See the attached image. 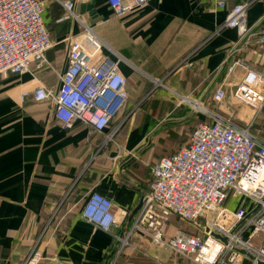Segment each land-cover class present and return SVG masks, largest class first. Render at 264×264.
I'll list each match as a JSON object with an SVG mask.
<instances>
[{"label": "crops", "instance_id": "crops-1", "mask_svg": "<svg viewBox=\"0 0 264 264\" xmlns=\"http://www.w3.org/2000/svg\"><path fill=\"white\" fill-rule=\"evenodd\" d=\"M42 1L51 36L46 63L0 76V264H23L37 243L41 264H195L140 235L130 241L135 249L118 255L114 237L87 223L81 212L93 192L111 199L119 225L114 234L127 236L153 168L208 120L180 105L176 94L237 127L254 126L252 133L264 142V109L256 111L236 96L249 69L264 75L262 49L256 36L241 40L239 29L222 26L231 8L252 1L247 24L254 34L261 32L264 0H229L221 10L212 0H151L120 18L108 0H61L75 2L74 12L103 42L104 56L119 62L128 79V102L106 133L121 127L108 143L82 122L63 129L53 107L32 96L40 84L54 90L61 85L70 39L83 31L77 20L61 21L66 14L57 0ZM156 79L165 88L154 90ZM218 88L226 93L221 103L214 101ZM259 89L264 93V83ZM236 201L226 205L236 210ZM166 227L167 237L197 232L177 216Z\"/></svg>", "mask_w": 264, "mask_h": 264}, {"label": "built area", "instance_id": "built-area-1", "mask_svg": "<svg viewBox=\"0 0 264 264\" xmlns=\"http://www.w3.org/2000/svg\"><path fill=\"white\" fill-rule=\"evenodd\" d=\"M57 1L65 9L61 21L77 20L83 31L70 39L61 85L54 90L40 84L32 96L37 104L53 107L54 117L63 129L82 122L92 132L105 135L104 143L114 141L121 124L106 132L128 102V79L121 73L119 62L104 56L103 42L74 12L75 2ZM150 1L108 0V4L120 18ZM212 2L214 9L221 10L229 0ZM251 5L252 1H244L231 8L222 26L239 29L241 40L256 36L264 58V30L254 34L247 24ZM43 11L42 0H0V76L28 73L32 63L39 67L46 63L51 36ZM263 83L264 75L249 69L238 86L237 98L262 111L264 93L259 86ZM154 86V90L165 88L161 79H156ZM215 93L214 101L223 102L224 90L218 88ZM176 95L180 105L188 104L208 120L198 123L185 146L160 159L153 168V180L142 198L140 214L127 236L114 234L119 227L115 204L97 192L91 193L85 203L83 219L114 237L121 246L118 255L127 247L134 248L130 241L140 235L155 244H166L173 255L195 264H246L245 256L252 259V264L264 263V142L252 133V125L237 127L230 118ZM242 195L249 200L246 207L233 210L226 205L229 199ZM173 216L197 232L178 231L167 237L166 225ZM44 259L37 243L23 264H41Z\"/></svg>", "mask_w": 264, "mask_h": 264}, {"label": "rangeland", "instance_id": "rangeland-1", "mask_svg": "<svg viewBox=\"0 0 264 264\" xmlns=\"http://www.w3.org/2000/svg\"><path fill=\"white\" fill-rule=\"evenodd\" d=\"M236 203L234 204V206L238 209V208H243L246 207L247 205H249V200L245 197V196H241L239 198H236ZM172 218V217H171ZM170 218V219H171ZM259 244H256V246H258Z\"/></svg>", "mask_w": 264, "mask_h": 264}, {"label": "water", "instance_id": "water-1", "mask_svg": "<svg viewBox=\"0 0 264 264\" xmlns=\"http://www.w3.org/2000/svg\"><path fill=\"white\" fill-rule=\"evenodd\" d=\"M141 204H142V202L140 203V205H139V208L141 207ZM245 252H243V254H244ZM261 264H264V263H261Z\"/></svg>", "mask_w": 264, "mask_h": 264}, {"label": "trees", "instance_id": "trees-1", "mask_svg": "<svg viewBox=\"0 0 264 264\" xmlns=\"http://www.w3.org/2000/svg\"><path fill=\"white\" fill-rule=\"evenodd\" d=\"M254 127V126H253ZM253 127H252V129L251 130H253ZM254 134V133H253ZM255 135V134H254Z\"/></svg>", "mask_w": 264, "mask_h": 264}]
</instances>
